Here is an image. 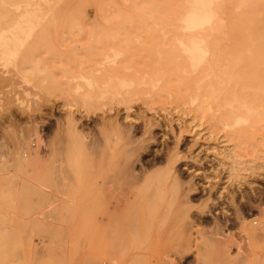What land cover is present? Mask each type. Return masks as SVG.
<instances>
[{"label":"rangeland","instance_id":"rangeland-1","mask_svg":"<svg viewBox=\"0 0 264 264\" xmlns=\"http://www.w3.org/2000/svg\"><path fill=\"white\" fill-rule=\"evenodd\" d=\"M61 2L71 21L48 26V41L36 50L47 70L61 73L63 59L115 54L151 65L160 27L137 17L155 0ZM57 74L44 88L42 77L25 79L0 60V264H264V241L248 242L235 214L264 220V119L230 129L177 92L148 85L139 86L128 108L109 97L86 107L73 92L83 82ZM70 109L84 144L66 129ZM114 118L137 138L152 136L146 143L153 152L177 144L181 178L198 188L186 199L185 184L166 183L156 198L141 196L142 182L122 180L121 140L105 124ZM19 144L22 154L40 151L26 172L13 164ZM224 150L241 162L231 169ZM207 238L224 246L205 247Z\"/></svg>","mask_w":264,"mask_h":264},{"label":"bare ground","instance_id":"bare-ground-1","mask_svg":"<svg viewBox=\"0 0 264 264\" xmlns=\"http://www.w3.org/2000/svg\"><path fill=\"white\" fill-rule=\"evenodd\" d=\"M71 12L61 0H0V60L14 65L25 79L42 77L44 88L55 83L56 74L62 72L65 78L83 82L73 92L74 99L86 107L93 100L109 97L124 102L128 108L130 98L144 88L139 86L148 85L156 91L177 92L176 96L187 98L193 108L207 113L206 117L210 114L216 123L227 124L230 129L264 119V0H155L150 12L137 17L151 19L160 27V37L154 40L157 47L152 49L157 55L149 59L151 65L115 54L98 59H63L58 61L61 73L49 71L36 50L47 43L48 26L56 28L70 22ZM137 63L144 69L140 70ZM49 89L46 90L50 92ZM68 103L76 104L74 100ZM72 111L66 118V129L73 130L84 144V133L78 130ZM105 124L121 140L122 180L131 186L132 182H142L137 187L142 190L141 196L156 198L154 193H161L166 183L185 184L186 199L198 188L191 178H181L175 162L183 155L177 144L161 153L153 152L148 144L152 136L137 138L131 127L116 118ZM21 147L19 144L11 153L14 167L24 172L36 165L40 151L37 148L35 153L22 154ZM222 152L231 169L241 162L236 153ZM138 155L143 165L140 172L133 166ZM146 155L151 156L145 158ZM162 162L163 167L159 166ZM51 194L47 197H59ZM235 214L248 242L264 241V220L255 215L248 217L239 209ZM203 242L208 248L224 246L219 238ZM246 257L241 254L240 261L248 260Z\"/></svg>","mask_w":264,"mask_h":264}]
</instances>
